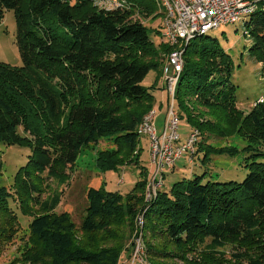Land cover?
I'll return each instance as SVG.
<instances>
[{
    "label": "trees",
    "instance_id": "obj_1",
    "mask_svg": "<svg viewBox=\"0 0 264 264\" xmlns=\"http://www.w3.org/2000/svg\"><path fill=\"white\" fill-rule=\"evenodd\" d=\"M92 1L0 0V22L13 11L19 23L17 43L23 60L21 67L0 62V144L32 150L15 177L29 184L30 200L39 191L34 177L63 179L81 152L102 140H111L114 149L98 154L100 173L134 164L141 137L138 126L154 109L152 90L143 83L160 65L153 34L140 15L156 11V3L126 0L129 10H106ZM246 28L264 80V2ZM193 41L185 52L176 94L180 121L186 117L192 132H200L196 153H205L204 162L209 155L238 153L209 143L213 137L246 139V178L224 184L205 182L203 176L183 179L152 203L145 199L147 180L138 181L127 194L91 188L81 227L69 213L55 212L59 195L38 200L43 213L32 217V245L18 263L119 264L122 253H130L134 220L145 212L151 264H264V98L248 115L237 113L230 55L217 44ZM159 47L165 53L172 50ZM194 96L200 98L193 102L199 106L191 109ZM10 196L0 188V254L21 225ZM20 208L27 215L23 201ZM80 232L102 235L107 243L81 245L76 238ZM230 245L245 251L229 257L225 249Z\"/></svg>",
    "mask_w": 264,
    "mask_h": 264
},
{
    "label": "rangeland",
    "instance_id": "obj_2",
    "mask_svg": "<svg viewBox=\"0 0 264 264\" xmlns=\"http://www.w3.org/2000/svg\"><path fill=\"white\" fill-rule=\"evenodd\" d=\"M92 3L97 9L107 7L98 0H93ZM163 17L164 13L159 5H157L156 11L144 12L140 15L141 22L150 28L149 32L151 34L155 35H152L151 38L156 46V61L160 65L159 71L152 70L143 83L144 86L151 88L154 96V109L157 113L156 128L159 135L163 132L169 108L166 75L172 73V68L168 64L169 52L165 53L163 48L159 47L160 45L167 46L160 31ZM246 21L242 20L233 25H223L210 31L204 38L193 41V43L199 45L217 44L230 55L233 69L232 83L236 87V111L242 117L248 115L252 108L257 103L262 102L264 98L261 64L251 51L253 40L248 35ZM154 30H158L159 33ZM19 33L20 27L14 12H6L0 22V62L16 67L23 66L17 43ZM151 59V57L148 58V60ZM199 99L197 96L191 97V100H189L191 109L198 108L199 105H194L193 102L197 104ZM176 105L178 110L177 101ZM192 129L193 126L188 119L183 118L179 127L181 144L187 142ZM19 133L25 138L26 134L22 129ZM209 143L216 147L235 148L238 153L234 156L228 154L209 155L206 162L203 161L204 152L196 153L193 159L191 153H184L183 157L176 163L174 170L165 172L161 191L169 192L177 182L200 176H203L205 182L211 181L221 184L230 181L240 183L246 178L249 172L246 167V159L249 155L244 151V148L249 144L246 139L238 135L226 139L213 137L209 140ZM112 149H114V145L111 140H102L98 145H91L84 149L75 168L68 169L63 174V179H46L45 174L42 175L43 179L41 178L40 181H38L39 176L34 177L35 182L39 183V191L32 194L35 200H30L29 195L26 193L29 184L23 180L15 181V177L20 168L27 165L32 150L21 144L11 146L0 144V188L6 189L11 194L8 200L10 207L15 211L21 222V225L16 228L15 238L5 242L4 246L1 247L0 264H20L18 262L30 249L32 245V243L30 244V241L32 242L29 232L30 221L32 217L43 213L37 203L38 200L46 202L59 195L60 204L55 212L58 214L69 213L73 222L81 227L88 207L86 194L89 189L104 187L108 191L127 194L133 190L138 181L147 180L150 177L153 166L150 142L146 136L142 135L140 137L139 147L133 155L134 164L121 167L118 171L102 174L96 167L97 156L102 151ZM27 200L31 202H27ZM22 201L23 206L28 210L27 215L23 214L20 208ZM133 236L134 233L131 241ZM76 238L81 245L85 246H89V242L91 246L107 243L102 235L89 236L80 232ZM244 251L245 248L241 249L238 246L230 245L225 249V254L231 257L235 252ZM128 258V252L122 253L119 264H128L126 263ZM46 261H48L46 264L49 263V260Z\"/></svg>",
    "mask_w": 264,
    "mask_h": 264
},
{
    "label": "built area",
    "instance_id": "obj_3",
    "mask_svg": "<svg viewBox=\"0 0 264 264\" xmlns=\"http://www.w3.org/2000/svg\"><path fill=\"white\" fill-rule=\"evenodd\" d=\"M107 6L106 10L131 6L126 0H98ZM164 13L161 34L172 50L168 64L172 73L166 75L169 93V108L163 132L156 128V110L152 109L138 126L140 136L149 139L152 171L147 179L145 199L147 203L156 200L163 187L166 171L174 170L184 153H191L192 159L200 141V132L190 133L187 142L181 144L179 133L180 117L176 110V94L184 71L186 48L192 40L206 36L210 31L223 25H233L248 20L264 0H153ZM104 8V7H103ZM247 23V21H246ZM136 231L131 241L128 264H151L145 243V212H140L135 220Z\"/></svg>",
    "mask_w": 264,
    "mask_h": 264
},
{
    "label": "crops",
    "instance_id": "obj_4",
    "mask_svg": "<svg viewBox=\"0 0 264 264\" xmlns=\"http://www.w3.org/2000/svg\"><path fill=\"white\" fill-rule=\"evenodd\" d=\"M129 259V258H128ZM126 263H127V259H126Z\"/></svg>",
    "mask_w": 264,
    "mask_h": 264
}]
</instances>
